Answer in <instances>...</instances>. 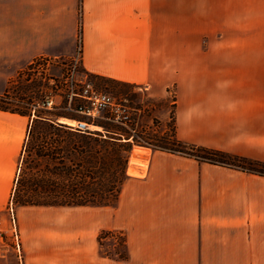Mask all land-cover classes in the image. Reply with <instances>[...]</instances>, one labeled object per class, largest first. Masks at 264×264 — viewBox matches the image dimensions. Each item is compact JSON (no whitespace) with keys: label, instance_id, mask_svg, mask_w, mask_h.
I'll use <instances>...</instances> for the list:
<instances>
[{"label":"crops","instance_id":"obj_1","mask_svg":"<svg viewBox=\"0 0 264 264\" xmlns=\"http://www.w3.org/2000/svg\"><path fill=\"white\" fill-rule=\"evenodd\" d=\"M159 3L82 0L81 67L151 82ZM179 3L197 13H264V0ZM79 27L80 0H0V95L41 57L73 59ZM223 61L215 55L208 67L182 68L177 137L264 162V56ZM156 94L163 99L166 91ZM35 118L59 121L0 109V209L17 186ZM15 217L22 257L16 247L0 249V264H264V175L153 146L134 145L115 205H21ZM102 230L126 234L127 258L102 252Z\"/></svg>","mask_w":264,"mask_h":264},{"label":"rangeland","instance_id":"obj_2","mask_svg":"<svg viewBox=\"0 0 264 264\" xmlns=\"http://www.w3.org/2000/svg\"><path fill=\"white\" fill-rule=\"evenodd\" d=\"M180 1L160 0L156 6L151 82L134 85L101 81L91 76L81 65L78 66L75 77L76 79L87 78L100 91L109 92L118 98H127L131 105L139 110L135 112L130 127H124L134 133L142 134L152 143L174 148L179 147L173 146L164 134L171 133L174 129L175 100L182 68L193 61H198L204 68L208 67L215 55H220L222 63L229 56L240 53H258L264 56V13H213L211 11L197 13L190 11L195 9L193 7L181 6ZM69 62V59H61L41 71L33 70L32 65L20 73L10 86L8 105L29 110L32 114L36 113L53 120L63 116L72 118L75 124L77 121H84L92 125V131L103 130L95 122L109 121L105 117L89 116L70 108L66 83ZM158 88L166 91L163 99L156 94ZM47 95L55 99L56 105L53 108L42 105ZM78 101V99L72 100L71 106L75 107ZM37 121L46 120L38 119ZM63 123L74 126L68 122ZM37 151L36 148L31 151L25 149L18 171V179L23 182L21 191L25 197L29 194L30 185L37 183V178L40 179L46 173L47 160L38 155ZM222 160L230 161L226 157ZM66 161L70 163L69 158H66ZM238 164L245 167L251 166L246 162ZM255 167L260 168L258 164ZM67 183L69 184L68 181ZM14 193L8 208L0 209V227L7 230L4 240H0V249L12 251L16 247L12 236V212L16 216V208L21 206L16 204ZM101 249L102 252L108 250L115 255L117 251L122 250L119 238L114 236L106 238Z\"/></svg>","mask_w":264,"mask_h":264},{"label":"trees","instance_id":"obj_3","mask_svg":"<svg viewBox=\"0 0 264 264\" xmlns=\"http://www.w3.org/2000/svg\"><path fill=\"white\" fill-rule=\"evenodd\" d=\"M82 12V0H80L79 38L81 39L83 35ZM89 74L101 81L127 83L103 75ZM14 82L15 80L11 84ZM9 94L10 89L0 95L1 110L32 115L29 110L8 105ZM37 120L38 118H35L30 125L25 149L31 151L36 148L38 155L46 158L47 169L40 179L37 178V183L30 185V191L26 197L21 191L23 182L18 179L14 193L17 205H115L127 176L129 157L135 144L180 152L202 160L228 164L264 175V162L234 156L218 149L185 143L177 137L175 125L171 133L164 135L173 146L179 148L152 143L142 134L134 133L113 121H96L95 123L103 130L92 131L75 129L59 121ZM225 157L230 161L222 160ZM66 158H69L70 163H67ZM239 162H246L251 166L245 167L238 164ZM257 164L260 168L255 167ZM112 236L119 238L122 250L117 251L115 255L108 250L103 253L119 259L127 258V237L123 231L102 230L98 237L101 247L104 246V240Z\"/></svg>","mask_w":264,"mask_h":264},{"label":"built area","instance_id":"obj_4","mask_svg":"<svg viewBox=\"0 0 264 264\" xmlns=\"http://www.w3.org/2000/svg\"><path fill=\"white\" fill-rule=\"evenodd\" d=\"M83 56V42L79 38L77 55L73 59H69V72L66 78L68 86V97L70 99V108L80 113L97 117L103 116L109 121H113L120 125L130 127L134 119V114L137 109L127 98H118L109 92L98 90L94 83L87 78L76 79L77 68L81 64ZM54 61L46 57H41L33 63V70H44L49 68ZM78 99V103L75 107L71 106L72 100ZM46 108H53L56 103L55 99L51 95H47L42 103ZM92 125L84 122L77 121L74 124L75 129L79 130H91ZM7 230L0 227V240H4ZM12 236L16 245L17 252L22 257V242L20 237V231L17 226V220L15 214L12 212Z\"/></svg>","mask_w":264,"mask_h":264},{"label":"bare ground","instance_id":"obj_5","mask_svg":"<svg viewBox=\"0 0 264 264\" xmlns=\"http://www.w3.org/2000/svg\"><path fill=\"white\" fill-rule=\"evenodd\" d=\"M59 121H62V122H68L70 124H75V120H72V118H66V117H60L59 118ZM94 127V126H93ZM133 163V162H132ZM134 169V168H133Z\"/></svg>","mask_w":264,"mask_h":264}]
</instances>
